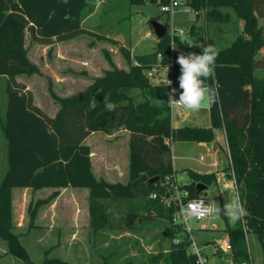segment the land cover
Returning a JSON list of instances; mask_svg holds the SVG:
<instances>
[{"label": "trees", "instance_id": "1", "mask_svg": "<svg viewBox=\"0 0 264 264\" xmlns=\"http://www.w3.org/2000/svg\"><path fill=\"white\" fill-rule=\"evenodd\" d=\"M130 2L161 5L170 0ZM187 2L198 12L204 11L207 22L226 19V8L243 20L241 31L226 46H216L213 35L203 38L204 46L214 45L219 53L215 76L206 81L210 85L218 82L220 86L218 103L210 111V126H174L168 104L172 85L153 83L147 75L154 66L171 62L173 39L169 32L158 38L156 48L150 52L133 54L129 47L121 45L128 68L114 65L85 91L58 97L60 107L54 116L50 115L35 103L32 91L18 79L23 73L37 71V65L28 56L27 32L45 44L92 33L82 25L87 1L68 0L65 4L62 0H0V75L8 78L6 116L1 123L8 150L7 170L0 183V238L6 241L7 253L20 259L18 264H74L59 255H49V249L42 260H35L14 220L15 188L64 186L89 188L96 228L113 226L105 199L140 201L129 207L127 225L148 216L168 219L171 224L165 234L170 246L142 264H195L197 257L190 250V234L175 220L179 206L164 203V198L172 193L170 184L176 177L170 144L175 140L211 142L217 128L226 131L235 180L241 185L240 197L249 213L244 224L238 221L229 231L234 250L235 243L249 230L264 236V77L258 75L259 70H264V0ZM191 32H197L195 25ZM174 42L183 40L177 35ZM178 54L174 56L177 58ZM179 67L176 63L177 71ZM105 96L116 104L115 111L105 110ZM92 101L96 102L94 110L89 108ZM121 130L130 132L129 180L111 182L95 174L91 147L85 139L95 131L115 134ZM186 171L194 182L180 184L182 190L189 191L185 200L203 193L204 190L198 193V182L208 188L216 181L215 173H200L191 168ZM142 174L160 178L135 182ZM41 202L44 200L28 207L31 226ZM176 237H182L183 242L174 244ZM244 254L237 250L236 260Z\"/></svg>", "mask_w": 264, "mask_h": 264}, {"label": "rangeland", "instance_id": "2", "mask_svg": "<svg viewBox=\"0 0 264 264\" xmlns=\"http://www.w3.org/2000/svg\"><path fill=\"white\" fill-rule=\"evenodd\" d=\"M86 1L87 8L82 24L92 33L45 44L34 40L30 32H27L28 56L37 65V71L23 73L18 77L32 91L35 103L51 115L60 107L58 97L85 91L97 77L104 75L105 71L114 65L128 68L127 60L120 49L121 45L129 47L133 54L154 50L157 36L150 19H157L165 24L171 22L178 31L185 29V33L181 35L183 42L172 44L176 47L173 49L175 54L178 51L184 54H200L202 49L196 45H204L203 38L206 39L209 35L216 39V46H226L241 31L238 17L229 8L223 10L226 19L212 23L207 22L204 11L198 15L191 11L187 0H177L178 4L171 17L162 11L158 3L132 4L130 0ZM193 24L198 28L196 33L191 32ZM258 75L264 77V70H259ZM7 81V76L0 75V183L7 170L8 144L1 127L8 102ZM173 88L177 89L173 98L178 100L182 91L179 89L178 78ZM179 109H172V118L180 125L203 124L208 117L207 110L192 112L186 109L185 116L181 117L178 115ZM218 132L226 134L224 128H217L215 139ZM126 133L122 131L117 136H108L99 131L90 139L91 145L99 153L96 160L97 170L122 172L123 178H126L129 161ZM215 139V144L221 145L222 148L223 162L219 167H222L219 169L222 172L219 176L217 172H211L216 174V181L202 194L215 199L221 207L230 195V190L226 189L225 185L235 180L236 172L227 136L226 140L223 137V142ZM170 146L177 168V182H194L185 168H201L202 162L207 160L205 152L192 141L175 140ZM54 191L56 194H53ZM13 195L16 229L21 233L22 241L35 260H42L49 249V255H59L74 264H142L151 255L170 246L169 236L165 231L171 223L166 218L142 217L139 221L127 225L125 217L129 207L138 205L140 201L131 203L126 200L105 199L113 226L96 228L92 222L90 190L87 187L64 186L33 192L31 189L22 188L13 191ZM40 199L44 202L40 203L36 220L31 226L28 207L31 203L34 206ZM190 223L202 252L209 258V264H226L232 253L221 256L213 254V250L216 242L227 238L230 229L236 226L238 221L232 223L220 213L211 219L193 218ZM242 223L244 224V220ZM180 232L184 233L182 230ZM239 247H243L248 254L241 256V259H250L251 255L255 264H264V236L261 237L255 230H249L235 243V248ZM19 262V258L7 253L6 241L0 238V264Z\"/></svg>", "mask_w": 264, "mask_h": 264}, {"label": "clouds", "instance_id": "3", "mask_svg": "<svg viewBox=\"0 0 264 264\" xmlns=\"http://www.w3.org/2000/svg\"><path fill=\"white\" fill-rule=\"evenodd\" d=\"M63 3H68V0H62ZM202 49L200 54L190 52L184 54L180 52L177 56L176 63L180 66V75L178 77L179 89L182 90L179 94V99H174L173 95L177 89L172 88L169 92L168 104L173 110L183 108L188 111L197 112L200 110L211 111L212 107L219 100V84L215 82L213 85L206 83L210 78L215 76V65L218 58V50L214 45H196ZM176 47H173L175 49ZM163 60V54L161 55ZM169 87L171 81L168 79L163 81ZM105 110L115 111L116 104L113 103L109 96L104 97ZM90 109L96 108V102L92 101L89 104ZM226 189L230 190V195L220 207L215 201L205 203L204 200H190L186 205L182 202L179 206V216L182 219L185 230L191 232L192 225L190 221L193 218H202L211 214L222 213L232 223L243 221L249 215L244 202L241 200L239 189L241 185L233 179L225 185ZM179 245L183 242L182 237H176L172 241ZM193 252L197 257L195 264H207L204 256L200 254L199 248L193 244ZM226 264H232L231 260H227Z\"/></svg>", "mask_w": 264, "mask_h": 264}, {"label": "built area", "instance_id": "4", "mask_svg": "<svg viewBox=\"0 0 264 264\" xmlns=\"http://www.w3.org/2000/svg\"><path fill=\"white\" fill-rule=\"evenodd\" d=\"M177 0H170L169 3H164V4H161V9L163 12H166L168 15H170V17L173 15L174 11H175V8H176V5H177ZM190 7V10L193 11L196 15L199 14V12L197 10H195L191 5H189ZM188 7V9H189ZM168 26V25H167ZM171 36H172V44H174V37L179 35L181 36L183 33H185V29H179V31L177 30V28L171 23L169 22V26H168V31ZM149 34V33H148ZM172 49H173V46H172ZM176 60L177 58L174 56V50H173V56H172V60L169 64L167 65H156L154 66L152 69H150L148 71V77H150L151 81L153 83H163V81H166V80H170L172 83V88H173V84L176 83V80L177 78L179 77L180 75V67L178 68V71L176 69ZM169 179L171 177H168ZM170 188L172 190V193L170 195H168L167 197L164 198V203L166 205H171L173 203L177 204L178 206H180V203L182 202L183 204H187L190 200H204L205 203H209L210 201H215V199L211 198V197H208V196H205L203 194L199 195V196H196L194 198H191V199H187L185 200V197L189 195V191L187 189H184L182 190L180 188V184L177 182L176 180V177H175V180H173L170 184ZM153 196H156V194H154ZM215 216V213L214 214H211V215H207L205 217H202V218H196L197 220H202V219H211ZM175 220L176 221H179L182 223V226H183V229L185 230V226H184V223L182 221V219L180 218L179 216V209L175 215ZM203 227H205V224L203 225ZM186 231V230H185ZM194 228L192 227V230L191 232H188L190 234V250L192 253L193 252V244L195 243V245L199 248L200 250V254L202 256H204L205 260L207 261V264H209V258L202 252V247L199 245V243L197 242L195 236H194ZM215 253H222L223 254H231V261H232V264H255L251 255L249 256L250 259H245V260H242L240 261L239 263H234L233 262V251H234V246H233V243L230 239V236L228 235L227 238L221 240V241H218L216 242V247H215Z\"/></svg>", "mask_w": 264, "mask_h": 264}, {"label": "crops", "instance_id": "5", "mask_svg": "<svg viewBox=\"0 0 264 264\" xmlns=\"http://www.w3.org/2000/svg\"><path fill=\"white\" fill-rule=\"evenodd\" d=\"M239 23H240V27L242 28V26H243V20H239ZM83 25V24H82ZM193 25H195V24H193ZM192 25V26H193ZM87 29H89V28H87ZM90 30V29H89ZM198 30V28H195V31H197ZM157 41H158V38H157ZM155 48H156V46H155ZM181 51H178L177 53H180ZM175 53V52H174ZM18 79H19V77H18ZM45 110V109H44ZM50 114V113H49ZM56 114V113H55ZM55 114H52V116H54ZM207 114H208V117L205 119V121H204V123L203 124H200V123H197V125H204V126H210L211 125V117H210V112L209 111H207ZM51 115V114H50ZM178 115L179 116H181V117H184L185 116V112H184V109L183 108H180L179 110H178ZM172 116H173V112H172ZM172 122H173V125L174 126H182V125H180V124H178V123H175L174 121H173V118H172ZM186 125V124H185ZM122 131H125V132H127L126 134H127V136H128V151H129V156H128V158H129V161H128V168H127V171H126V178H123V176H124V173H122V172H115V173H112V172H110L109 170H102V171H99V170H97L96 169V160L99 158L98 157V154L99 153H97L96 152V149L95 148H93L94 146H92L91 145V142H90V139L94 136V135H96V134H98V132L99 131H95V132H92L86 139H85V143L86 144H88L90 147H91V159H92V165H93V170H94V172H95V174L98 176V177H104L105 179H107L108 181H111V182H114V181H122V182H127L128 180H129V174H130V168H129V162H130V147H129V143H130V132L128 131V130H121V131H119V132H117V133H115V134H107V133H105L106 135H108V136H117V135H119V134H121V132ZM217 131V130H216ZM100 132H102V131H100ZM226 134L225 135H222V134H220V132H218L217 134H216V139L215 140H219V141H221V140H223V137H224V139L226 140ZM192 142H196L197 143V145L198 146H200L201 148H202V150L205 152V154H206V157H207V160L205 161L203 158V162H202V167L201 168H192V167H186L185 169H187V168H191V169H194V170H196V171H198V172H200V173H211V172H213V171H215V172H217V175L219 176V175H221V172L222 171H220L219 169H222V167L221 168H219L220 167V165H221V162H223V160H222V158H221V156H222V148H221V145H219V144H215L216 143V141H211V142H204V141H192ZM221 142H223V141H221ZM128 153V152H127ZM173 158V157H172ZM173 166H174V169H175V171L177 172V168L175 167V165H174V161H173ZM48 188H52V187H46V188H43V189H39V190H37V191H41V190H44V189H48ZM16 189H22L21 187H17V188H15L14 189V192H15V190ZM24 189H26V190H32V192L34 191L32 188H30V187H24ZM55 189V188H54ZM215 249L216 248H214V250H213V254H220V253H215ZM237 250H240V251H242L243 253H245L244 255H246V256H248V254H246L247 252H245V250H244V248L242 247V248H237V249H235L233 252V262L234 263H239L240 261H242V260H245V259H239V261L238 260H236V258H235V252L237 251ZM224 255V254H223ZM243 255V256H244ZM221 256H222V253H221ZM252 257V256H251ZM222 259H223V257H221ZM227 260H231L230 258L229 259H227ZM226 260V261H227Z\"/></svg>", "mask_w": 264, "mask_h": 264}, {"label": "water", "instance_id": "6", "mask_svg": "<svg viewBox=\"0 0 264 264\" xmlns=\"http://www.w3.org/2000/svg\"><path fill=\"white\" fill-rule=\"evenodd\" d=\"M150 24H151L152 29H153L155 35L157 36V38L163 37L168 31L167 24H165V23H163L157 19H150ZM159 178L160 177L158 175L153 176V177H149L147 174H142L139 178H137L135 180V182L144 181V180H149L150 182H154V181L158 180ZM197 187H198V193H200L203 190L207 189V184H205L203 182H198Z\"/></svg>", "mask_w": 264, "mask_h": 264}]
</instances>
